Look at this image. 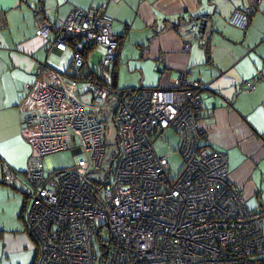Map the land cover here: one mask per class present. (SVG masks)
I'll return each mask as SVG.
<instances>
[{"label":"built area","instance_id":"1","mask_svg":"<svg viewBox=\"0 0 264 264\" xmlns=\"http://www.w3.org/2000/svg\"><path fill=\"white\" fill-rule=\"evenodd\" d=\"M40 1L35 14L45 12ZM248 1L229 20L241 30L263 0ZM113 23L102 10L75 7L36 25L48 53L72 50V57L66 71L39 62L22 102L32 154L21 176L28 189L21 190V219L37 244L33 264H264V208H248L228 154L206 144L207 83L183 71L168 88H119L112 76L121 37ZM199 26L190 25L195 40L202 39ZM98 47L104 51L92 69ZM114 103L116 154L107 179L94 180L106 152L103 113ZM168 129L179 136L184 162L175 178L154 147ZM68 149L79 157L72 167L46 168V156ZM18 175L4 164L0 183L14 187Z\"/></svg>","mask_w":264,"mask_h":264},{"label":"crops","instance_id":"2","mask_svg":"<svg viewBox=\"0 0 264 264\" xmlns=\"http://www.w3.org/2000/svg\"><path fill=\"white\" fill-rule=\"evenodd\" d=\"M40 2L0 0V169L7 164L20 174L14 187L23 190L21 176L32 154L22 132L26 84L36 80L39 62L66 71L72 57V50L48 53V41L36 34L37 22L66 18L77 7L113 18L114 33L121 37L115 65L119 88H168L183 71L207 83L201 118L206 144L228 154L231 177L248 208H264V0L245 30L229 20L248 0H42L45 12L35 14ZM202 20H207L205 34L195 40L190 25ZM185 43L192 44L189 52ZM103 51L90 52L92 69ZM246 81L256 88L249 90ZM20 230L29 243L22 246L26 261L19 264H33L37 244L26 226L35 244Z\"/></svg>","mask_w":264,"mask_h":264},{"label":"rangeland","instance_id":"3","mask_svg":"<svg viewBox=\"0 0 264 264\" xmlns=\"http://www.w3.org/2000/svg\"><path fill=\"white\" fill-rule=\"evenodd\" d=\"M97 51V50H96ZM116 103L111 104L109 108L103 113L107 118L108 131H106V152L105 159L101 169L95 170L90 174L91 179L103 180L107 179V175L112 166V161L115 157L117 144H116V131L114 123V109ZM163 139H158L154 143V147L158 154L167 155L171 166V177L178 176L183 168L184 162L179 153V136L171 129L163 133ZM79 159L75 156L72 149L61 150L49 154L45 157L46 168L50 166L55 168L72 167ZM7 191L1 192L0 188V264H19L25 263V253L22 251V246L29 243L26 237L22 234L25 230V223L21 219L20 213L23 207L25 195L21 192L20 186L13 187L0 183ZM24 191L27 187L21 185ZM15 194V195H14ZM19 207V208H18ZM23 232V233H24ZM26 236L31 240L32 238L26 232ZM34 243V241H33ZM35 244V243H34ZM28 249L26 250V252ZM93 264H99L95 262Z\"/></svg>","mask_w":264,"mask_h":264},{"label":"water","instance_id":"4","mask_svg":"<svg viewBox=\"0 0 264 264\" xmlns=\"http://www.w3.org/2000/svg\"><path fill=\"white\" fill-rule=\"evenodd\" d=\"M206 27H207V20H202L200 22V26H199V32L202 35V38H203V35L205 34V28Z\"/></svg>","mask_w":264,"mask_h":264},{"label":"trees","instance_id":"5","mask_svg":"<svg viewBox=\"0 0 264 264\" xmlns=\"http://www.w3.org/2000/svg\"><path fill=\"white\" fill-rule=\"evenodd\" d=\"M260 5H261V4H260ZM260 5H259V6H260ZM258 9H259V7H258ZM258 9H257V10H258ZM251 19H252V17H251ZM250 21H251V20H250ZM248 26H249V25H248ZM74 47H75L76 49H78V46H77V45H75ZM115 70H116V68H115ZM116 76H117V71H115V73H113V76H112L113 82L116 81V80H115V79H116ZM104 250L106 251V249H104Z\"/></svg>","mask_w":264,"mask_h":264}]
</instances>
